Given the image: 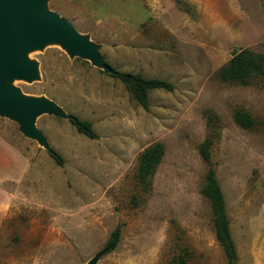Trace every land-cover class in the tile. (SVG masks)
<instances>
[{"label": "rangeland", "instance_id": "rangeland-1", "mask_svg": "<svg viewBox=\"0 0 264 264\" xmlns=\"http://www.w3.org/2000/svg\"><path fill=\"white\" fill-rule=\"evenodd\" d=\"M99 48L115 71L163 79L143 109L119 79L61 45L34 48L39 77L8 85L48 99L67 118L45 114L36 127L49 148L0 114V136L28 162L8 184L0 264H228L203 195L211 168L226 200L238 264H264V77L225 83L219 72L242 50L264 55V0H46ZM247 112L243 129L234 114ZM90 121L91 140L70 122ZM211 142V162L201 145ZM165 156L138 181L139 159L154 144ZM52 154L63 159L59 166ZM121 242L104 251L113 232Z\"/></svg>", "mask_w": 264, "mask_h": 264}, {"label": "water", "instance_id": "water-1", "mask_svg": "<svg viewBox=\"0 0 264 264\" xmlns=\"http://www.w3.org/2000/svg\"><path fill=\"white\" fill-rule=\"evenodd\" d=\"M45 2L0 0V114L18 122L28 137L48 149L45 135L35 125L36 119L45 114L67 118V114L51 100L29 99L21 90L8 85L15 79L32 81L39 77L37 64L28 59L29 52L61 43L72 58L90 60L109 74H115V70L88 37L59 14L47 10ZM99 257L88 264H96Z\"/></svg>", "mask_w": 264, "mask_h": 264}, {"label": "trees", "instance_id": "trees-1", "mask_svg": "<svg viewBox=\"0 0 264 264\" xmlns=\"http://www.w3.org/2000/svg\"><path fill=\"white\" fill-rule=\"evenodd\" d=\"M264 77V55L248 49L236 53L230 61L221 68L219 78L225 83L248 86L255 76ZM112 77L119 79L131 91L133 98L145 110L150 107V93L155 90L172 92L175 86L163 79H149L141 74L123 73L115 71ZM235 122L243 129H251L255 126L252 117L243 110L234 114ZM70 122L77 131L85 137L96 140L98 134L90 121L73 116ZM201 155L207 162H211V142L205 141L201 145ZM165 156V146L162 143L154 144L147 148L140 156L138 168V181L143 185H149L150 178L161 164ZM59 166L63 165V159L58 154H52ZM203 195L210 201L214 213V225L216 238L222 246L227 257L228 264H238L237 247L230 230V220L227 214L226 200L222 188L216 177V172L211 168L207 175V183ZM121 242V229L117 228L104 248L106 253L114 252ZM175 264H186L184 258Z\"/></svg>", "mask_w": 264, "mask_h": 264}, {"label": "crops", "instance_id": "crops-1", "mask_svg": "<svg viewBox=\"0 0 264 264\" xmlns=\"http://www.w3.org/2000/svg\"><path fill=\"white\" fill-rule=\"evenodd\" d=\"M27 167L25 157L0 136V231L10 210L11 194L6 186L17 184Z\"/></svg>", "mask_w": 264, "mask_h": 264}, {"label": "bare ground", "instance_id": "bare-ground-1", "mask_svg": "<svg viewBox=\"0 0 264 264\" xmlns=\"http://www.w3.org/2000/svg\"><path fill=\"white\" fill-rule=\"evenodd\" d=\"M59 45H61V43ZM64 50L66 51V49H64Z\"/></svg>", "mask_w": 264, "mask_h": 264}]
</instances>
